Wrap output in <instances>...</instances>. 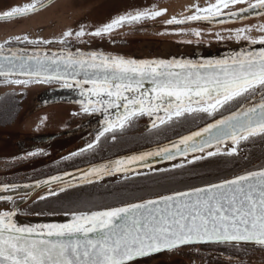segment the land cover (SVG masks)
Masks as SVG:
<instances>
[{
    "label": "snow or ice",
    "instance_id": "1",
    "mask_svg": "<svg viewBox=\"0 0 264 264\" xmlns=\"http://www.w3.org/2000/svg\"><path fill=\"white\" fill-rule=\"evenodd\" d=\"M243 0H216L206 8H197L183 20L175 17L166 23L183 24L218 19L242 18L249 12L264 13V0H254L238 11L221 12V7ZM43 7L41 0L13 6L0 13V19L23 17ZM164 10H138L122 14L87 32L84 27L66 30L59 43L64 47L55 52L34 49L5 48L0 45V77L16 84L64 81V87L80 90L81 111L100 112L105 119L97 134L85 148L73 151L63 160L91 152L108 134L116 140L117 129L123 130L135 118L155 116L151 127L164 131L189 117H209L196 131L181 135L175 141L157 145L115 161L78 170L79 183L115 172H130L134 164L147 166L151 157L175 161L170 169H183L196 161L217 155H233L241 142L256 138L264 140V47L258 51H241L220 59L193 61L188 59H135L99 51L72 49V39L78 42L86 35H110L125 24H138L158 17ZM236 39H249L245 29H237ZM196 35L199 32L194 30ZM20 44L48 45L57 41L15 37ZM264 44V36L259 38ZM11 40L5 44L10 45ZM257 43V40H251ZM7 54H4V53ZM27 77V79H10ZM146 84L148 87H146ZM122 109V111H121ZM110 110H115L113 117ZM161 111L164 115H160ZM219 118H216V117ZM231 141L233 147L221 152V145ZM212 149H215L212 150ZM196 153H199L197 155ZM43 150L29 152L21 159L46 155ZM189 154L191 158H189ZM136 175H141L137 172ZM70 178V179H66ZM69 172L50 175L24 188H49L48 196L64 192L75 184ZM16 183L0 185V192H18ZM12 200L0 195V200ZM45 199L44 196L40 200ZM17 210L0 211V264H132L137 257H148L166 250L204 242L240 244L254 242L264 246V167L248 171L232 179L207 183L185 191L141 200L103 206L97 210L71 209L65 212L67 223L39 225L19 224Z\"/></svg>",
    "mask_w": 264,
    "mask_h": 264
},
{
    "label": "flooded vegetation",
    "instance_id": "2",
    "mask_svg": "<svg viewBox=\"0 0 264 264\" xmlns=\"http://www.w3.org/2000/svg\"><path fill=\"white\" fill-rule=\"evenodd\" d=\"M110 0H41L43 7L30 12L23 17L0 19V45L5 48H19L28 46H51L63 48L58 41L66 30L75 32L84 27L87 32L109 22L107 19H94L92 11L102 10ZM121 3L123 0H119ZM155 7L148 11L164 10L158 17L143 20L141 26L133 25L134 29H145L151 32L152 38L147 41H165L177 45L200 47L204 51L217 48L227 41L224 38L236 39L237 29H245L239 41L259 40L264 36V13L255 17L225 24L203 22H186L183 24H167L175 17L183 20L193 15L197 8H206L216 3V0H155ZM33 0H0V13L13 6L31 4ZM254 0H243L242 3L229 5L228 9L221 7V12L238 11L248 7ZM59 8V12L52 14L50 9ZM118 16V15H117ZM77 17V19L75 18ZM114 18V17H113ZM260 19V20H259ZM211 21V20H210ZM127 25V24H125ZM125 25L121 27H125ZM129 29V28H128ZM194 30L199 32L196 35ZM27 35L30 39H47L57 41L48 45L20 44L15 37ZM142 37V36H141ZM142 38V39H143ZM143 39V40H144ZM11 40L10 45L5 44ZM236 41H238L236 39ZM138 42V40L136 41ZM129 43V38L119 35H105L96 37L86 35L79 42L72 39V49L99 51L104 53H134L137 48ZM141 52V51H140ZM200 52V51H197ZM61 82L16 84L0 81V185L4 183H23L47 178L70 169L89 165L116 155L128 153L138 149L159 144L179 137L207 122L209 117L193 119L189 117L174 124L164 131L151 127L152 121L145 114L135 118L123 130L117 129L116 140L108 134L91 152L82 156L63 160L73 151L85 148L91 143L100 127L97 113L85 114L81 105L54 102L46 98V94L53 88L64 87ZM218 118V116L216 117ZM43 150L46 155H37L28 159H21L29 152ZM264 152V140L256 138L241 142L233 155H217L209 159L211 164L219 163L225 169L237 168L245 173L264 166L253 167L254 162L242 168L244 161L250 160L252 155ZM252 160V159H251ZM253 161V160H252ZM236 174V175H238ZM235 175V176H236ZM233 177V176H232ZM69 191V190H67ZM67 191L58 193L50 198H67ZM49 198V197H48ZM47 198V199H48ZM44 200V199H43ZM19 201H0V208L17 207L20 213H26ZM132 264H264V246L258 244H224L208 243L186 245L174 250L137 259Z\"/></svg>",
    "mask_w": 264,
    "mask_h": 264
},
{
    "label": "water",
    "instance_id": "3",
    "mask_svg": "<svg viewBox=\"0 0 264 264\" xmlns=\"http://www.w3.org/2000/svg\"><path fill=\"white\" fill-rule=\"evenodd\" d=\"M259 14V12H249L247 14H245L244 17L242 18H232L229 19L226 16L223 18L224 22L220 23L218 19H212L211 21H199V22H203V23H213V24H225V23H231V22H235V21H241L244 19H248V18H252L255 17ZM193 23V22H191ZM155 43H158L156 41H151V43L149 42H143L140 41L137 43V45L135 46V48L140 47V50L137 54L134 53H105V54H112V55H122L126 58H135V59H172V58H176V59H188V60H193V61H203V60H207V59H220V58H224L226 56H229L233 53H238L241 51H258L261 47H264V44L260 43L259 41H257V43H251V41H227L226 43H223L221 46L217 47V48H209L210 51L207 50H203L200 47H194L192 44L190 45H177L175 43H171V42H159V47L154 50L155 53H151L152 55H146L149 51L151 47H154ZM143 44V45H142ZM167 45L168 48H162L163 45ZM142 45V47H141ZM149 48V50H148ZM15 49H25L29 52L33 51L34 49H38L41 52L48 50L51 52H55V51H59L62 48H56V47H51V46H28V47H19V48H15ZM82 51H89V50H82ZM141 51V52H140ZM200 51V52H197ZM104 53V52H103ZM4 54H7L6 52ZM27 79V77H11L10 79ZM0 81H5V78L0 77ZM55 81V80H53ZM55 82H61L64 83V81H55ZM69 83L73 84V87L68 88V87H57V88H53L51 89L47 94H46V98L51 101L52 103L54 102H66V103H73V104H79V101L81 100V96H80V90L77 89L75 87V82L74 81H69ZM146 87H148V85L146 84ZM112 112L113 117L115 116V110H110ZM122 111V109H121ZM97 115L100 119V121H104L105 117L102 113L97 112ZM160 115H164V113L161 111ZM148 116V115H147ZM149 117V116H148ZM150 120L153 122V120H155V116L153 117H149ZM212 122V121H210ZM209 123V122H208ZM205 125V124H204ZM204 125L200 126L203 127ZM200 127L192 130V131H196L198 130ZM189 133V132H188ZM188 133H185L183 135H186ZM179 137H176L174 139L165 141L163 143H159V144H155L143 149H139V150H135V151H131L128 153H124V154H120V155H116L113 156L111 158L108 159H104L89 165H85L82 167H78V168H74V169H70L64 172H69L72 173L75 176V181H72L75 186H80V185H84L79 183V171L78 170H83V169H87L92 167L93 165H97V164H101V163H107L109 161H115L116 159H119L121 157H125V156H130L134 153L137 152H141V151H148L150 149H155L157 147V145H164L169 143L170 141H175L177 140ZM232 143L231 141L226 142L225 144L221 145V148H226L231 146ZM215 151V149H212ZM197 155H199V153H196ZM192 154H189V158H191ZM180 157H177V159L175 161H169L166 159H161L159 157H151L147 160V166L145 165H141V164H134L132 166V170L130 172H113L111 175H106L103 176L100 179H94L92 181V183L94 182H99L101 180L107 179V178H121V177H125V176H129V175H134L137 172L141 173L144 172L146 170H151L157 167H163V166H167L169 164L172 163H176L178 161H180ZM256 169L253 171H258L260 170ZM63 173V172H61ZM60 174V173H58ZM245 174V173H243ZM57 175V174H55ZM242 175V174H239ZM235 177V176H234ZM228 178V179H232ZM46 178H42V179H37V180H43ZM66 179H70V178H66ZM37 180H33V181H29V182H23V183H16L21 185L22 187L18 190V192H9V193H4V192H0V195L2 196H11L12 200H0V201H14L17 199H23V202L21 203L22 205L25 204H29L31 202L40 200L41 196H44L45 198L51 197L48 196L47 193L49 192V188L52 189H58L60 187H63L62 184H52L50 186H42V187H38V188H24L23 185H31L34 184ZM219 182V181H218ZM91 184V183H89ZM205 185L202 186H197V187H203ZM72 187V188H74ZM71 189V188H67L66 190ZM190 189V188H189ZM188 189H184V190H180V191H185ZM58 193H60L59 191L56 192L55 195H57ZM170 193H166V194H162V195H169ZM53 195V196H55ZM160 196V195H157ZM157 196H152V197H148L145 199H151V198H155ZM145 199H141V200H145ZM141 200H137V201H133V202H129V203H135V202H139ZM117 206V205H116ZM16 209L17 207H14L12 209L10 208H0V211L2 210H9L12 211ZM15 221L19 224H28V225H39V224H48V223H67L71 220V216L70 215H65V214H51V215H23L18 213L17 211V215L14 217ZM208 243H220V242H204V243H195V244H191V245H196V244H208ZM240 244H256L254 242H248V243H240ZM182 247V246H181ZM169 251V250H166ZM164 252V251H162ZM161 253V252H160ZM158 254V253H157ZM152 255H156V254H152ZM151 256V255H150ZM141 258H145V257H137L135 258V260L137 259H141ZM134 260V261H135Z\"/></svg>",
    "mask_w": 264,
    "mask_h": 264
},
{
    "label": "trees",
    "instance_id": "4",
    "mask_svg": "<svg viewBox=\"0 0 264 264\" xmlns=\"http://www.w3.org/2000/svg\"><path fill=\"white\" fill-rule=\"evenodd\" d=\"M143 45V44H142ZM141 45V47H142ZM159 45H154L146 55L155 53ZM162 48H168L163 45ZM149 50V48H148ZM221 148L224 153L226 149ZM214 157V156H213ZM210 158L196 161L192 165H185L183 169L157 172L155 169H170L171 164L141 172V175H129L121 178H107L96 183L82 185L67 191V198H48L38 200L23 207L24 214L51 215L65 213L71 209L96 210L103 206H116L121 202H133L144 198L157 196L173 191H180L192 187L205 185L226 179L243 172L237 168L225 169L219 163L211 164ZM253 161H252V160ZM180 161L176 162L179 163ZM258 162L253 167L248 165ZM242 168H254L264 166V152L258 156L252 155L250 160H245ZM63 197V196H61ZM60 198V197H59Z\"/></svg>",
    "mask_w": 264,
    "mask_h": 264
},
{
    "label": "rangeland",
    "instance_id": "5",
    "mask_svg": "<svg viewBox=\"0 0 264 264\" xmlns=\"http://www.w3.org/2000/svg\"><path fill=\"white\" fill-rule=\"evenodd\" d=\"M110 5L104 7V9L102 10H94L92 11V15L91 17H93L94 19H107L109 18L112 19L113 17H116L117 15H122V14H128V13H135L138 10H149L151 7H155V0H123L122 3L119 0H110L109 1ZM52 14H56L57 12H59V8L55 7L53 9H50ZM77 19V17H75ZM260 20V19H259ZM144 22L141 21L138 24H127L125 25V27H119L118 29H116L113 33L114 36L115 35H119L120 37H125V38H129V44H131L132 42H136L137 40H143L145 38H152L151 37V32L149 31H144L145 29H134L133 25H138L141 26V24H143ZM129 28V29H128ZM142 36V37H141ZM143 38V39H142ZM145 40V39H144ZM223 41H236V39H234L233 37H227L224 38ZM145 42V41H143ZM151 43V41H146ZM158 43H155V45H158ZM58 199H64V197H60ZM57 200V198H56Z\"/></svg>",
    "mask_w": 264,
    "mask_h": 264
}]
</instances>
